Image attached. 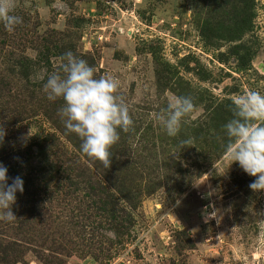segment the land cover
<instances>
[{"label": "rangeland", "instance_id": "374dc122", "mask_svg": "<svg viewBox=\"0 0 264 264\" xmlns=\"http://www.w3.org/2000/svg\"><path fill=\"white\" fill-rule=\"evenodd\" d=\"M223 4L17 0L14 14L23 23L13 32L0 23V126L6 131L0 163L9 183L16 173L28 187V168L44 167L34 144L55 133L41 112L16 116L28 108L25 75L38 82L48 75V61L59 66L58 52L46 41L93 56L98 78L116 77L118 95L129 108H141L137 117L153 121L161 137L166 130L152 113L167 107L171 94L181 90L197 108L182 121L179 147L169 145L164 154L181 169L174 178L183 179V186L192 182L176 199H169L166 188L143 196L128 211L133 222L125 229L118 225L123 212L114 223L86 195L85 185L28 187L16 194L17 220H0V264H264V192L250 190L255 178L237 163L229 166L224 153L234 95L250 89L264 94V0ZM226 9L233 14L223 24L230 38L206 41L202 27L217 30ZM241 19L250 21L251 31L238 34ZM187 140L192 142L182 143ZM11 241L19 247L9 249Z\"/></svg>", "mask_w": 264, "mask_h": 264}, {"label": "clouds", "instance_id": "9594fccd", "mask_svg": "<svg viewBox=\"0 0 264 264\" xmlns=\"http://www.w3.org/2000/svg\"><path fill=\"white\" fill-rule=\"evenodd\" d=\"M16 7L17 0H0V23L9 32L23 23L22 17L14 14ZM95 73L85 59L66 51L59 57L58 69L47 75L43 91L50 101L63 100L58 115L66 131L82 141L80 151L108 169L112 163L110 149L119 142L120 131H129L134 122L124 97L118 95L120 81L111 75L97 78ZM232 105V118L224 125L228 137L225 157L229 166L237 163L245 174L255 178L248 186L250 190L264 192V94L251 89L235 94ZM196 108L192 96L173 93L167 107L152 116L167 135L175 137L184 118ZM5 135L0 126V143ZM7 173V167L0 163V220L11 222L17 220L12 206L16 194L23 193L24 182L16 176L9 183Z\"/></svg>", "mask_w": 264, "mask_h": 264}, {"label": "trees", "instance_id": "16d2710c", "mask_svg": "<svg viewBox=\"0 0 264 264\" xmlns=\"http://www.w3.org/2000/svg\"><path fill=\"white\" fill-rule=\"evenodd\" d=\"M223 1L224 8L231 7L228 5V0ZM222 13L221 25L217 30L202 27V37L206 41L213 38H230L229 31L223 27V24L229 21L228 19L232 18L233 14L227 9ZM234 18L237 19L236 16ZM238 23V34H244V30H249L248 26H251L250 21L246 23L242 19ZM46 42L52 50L58 52V55H54V57L59 58L63 53L70 50L76 56L85 59L90 66L96 68L94 57L78 54L72 44L63 46L56 44L55 41ZM238 61L246 63L243 57H239ZM47 65L48 74L59 67L53 66L50 61L47 62ZM25 76L28 86L25 90L28 93V108L17 110L16 116L20 117L26 114L33 117L41 112L55 132L47 134L38 143L34 144L44 162V167L28 168L29 175L25 186L39 190L41 186L46 187L48 184H59L63 181L75 186H78V184L85 185L86 195L97 199V206L101 211L107 213L114 223L118 218L117 212H123L125 218L118 225L130 229L133 220L128 211L135 210L143 196H149L161 188H166L169 199H176L186 189L184 186L188 187L192 183L187 182V185L183 186V179L174 178L177 177V173L181 172V169L176 164L170 165L169 161L171 159H165L164 156L167 146H173L176 143L178 146L180 143L177 142L179 136L170 137L167 135V137H164L163 134L161 137L157 135L160 128L154 126L153 121L142 123L140 118L137 117L139 115L138 110L141 108L136 106L129 108L130 116L134 122L133 126L127 132L120 131L119 142L110 149L112 153L111 166L106 169L99 161L83 154L80 151L82 143L80 138L66 131L58 115V109L63 104V100L50 101L43 91L47 76L38 82H29L27 79L28 74ZM96 77L98 78L97 75ZM168 77L169 71H166L164 86H167L166 80ZM161 79L162 77L158 81V89L163 87ZM175 90H178V88ZM177 92L178 95H183L181 90ZM17 102L24 101L17 98ZM143 110L144 108H142ZM20 120L19 118L18 121ZM66 145L69 148L71 147L72 150H69ZM158 156L162 157L160 162H158ZM172 169L175 171H172ZM11 171L17 172L15 168H11ZM8 176L10 178V175ZM16 176L18 175L14 173V177ZM28 187H24V190H28L26 189ZM11 242L9 249L19 247L15 241ZM14 252L15 250H12V253Z\"/></svg>", "mask_w": 264, "mask_h": 264}]
</instances>
